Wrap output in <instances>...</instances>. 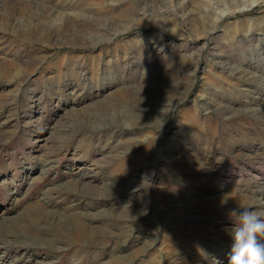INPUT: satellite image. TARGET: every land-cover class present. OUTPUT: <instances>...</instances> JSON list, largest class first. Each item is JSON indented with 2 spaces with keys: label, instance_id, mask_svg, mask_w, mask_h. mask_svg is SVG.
Listing matches in <instances>:
<instances>
[{
  "label": "rangeland",
  "instance_id": "rangeland-1",
  "mask_svg": "<svg viewBox=\"0 0 264 264\" xmlns=\"http://www.w3.org/2000/svg\"><path fill=\"white\" fill-rule=\"evenodd\" d=\"M258 5L217 25L214 0L151 18L137 0H0V264H228L229 210L264 215ZM82 10L83 38L60 28ZM107 18L126 28L84 48Z\"/></svg>",
  "mask_w": 264,
  "mask_h": 264
},
{
  "label": "bare ground",
  "instance_id": "bare-ground-1",
  "mask_svg": "<svg viewBox=\"0 0 264 264\" xmlns=\"http://www.w3.org/2000/svg\"><path fill=\"white\" fill-rule=\"evenodd\" d=\"M135 1V0H134ZM210 0H189L188 2L190 4H184L183 2H181L180 0H137V6L139 8H141L143 11L142 15L147 17V18H151L155 15V10H162L164 9L163 11L169 9L170 7H175L176 9V13L175 15L177 16L178 13H185L187 11H189V8L191 5H194V4H198V5H204L206 3H209ZM218 5H220V12L219 13H216L213 15L212 18H215V23L218 25V23L223 19L224 15L226 14H233L237 11H241L245 14V13H249L251 11H253L257 5L261 2V1H264V0H244L241 1V0H214ZM236 1V2H235ZM2 4V3H1ZM115 5V4H114ZM40 7V5H38ZM256 6V7H255ZM259 6V5H258ZM219 7V6H218ZM167 8V9H166ZM87 9V8H86ZM222 9V10H221ZM172 10V9H171ZM76 13V12H75ZM157 13V12H156ZM161 13V12H159ZM174 13V12H173ZM172 13V14H173ZM162 14V13H161ZM167 14V13H166ZM53 13L50 12V10L48 8H45L44 11L41 13V16H43V18L41 19V21H46V20H52L51 18L53 17ZM158 15V14H157ZM191 15V13L189 14ZM68 16V17H67ZM66 16V25L60 23V28L61 26L64 27L65 26H70L72 29H75V33L78 37H82L83 38V32L82 31H76V30H79L80 28H82L84 30V28L86 27L84 24L86 23L85 21H87V17H86V12L85 11H80L79 12V15H76V19H75V15H71L69 17V15ZM163 16V15H162ZM90 17V16H89ZM71 19V20H70ZM72 19H75V20H72ZM89 19V18H88ZM158 19V18H157ZM156 19V20H157ZM94 20V19H93ZM98 20V19H97ZM155 20V19H154ZM91 21V20H90ZM137 21V20H136ZM89 22V21H88ZM76 24V25H75ZM104 28H105V31L106 32V38L104 37V39H101V38H98L95 35H91L89 39H87V42H84L82 43L81 45L84 46V48H88V49H92V48H95V47H98L104 43H109L113 40H115L122 32H119L118 30L120 28H126L124 26V22L122 23L121 20H112L111 22L108 20V18L105 20L104 22ZM51 31V28L50 30ZM53 33L50 34V37L55 40L56 37L58 36V39H56L57 41H59L62 37V34L63 33H57L52 31ZM90 32V31H88ZM98 34V33H97ZM88 35V34H87ZM257 41V40H256ZM145 57V56H144ZM144 57L141 58V60L144 59ZM148 63L150 64V62L148 61ZM253 64V63H252ZM224 70L225 69H228V72L230 74L231 77L233 78H237L238 75H240L241 73H244L243 70H241L240 67H235V66H229V67H224L223 68ZM149 73V72H148ZM148 76L147 77H151L149 74H147ZM235 75V77H234ZM261 80V78H259ZM239 81H241V79H239ZM263 81V80H262ZM259 84H262V82H259ZM177 86V85H176ZM263 86V84H262ZM147 86H144L143 88H145ZM126 90V89H125ZM136 90V89H135ZM179 88H169V95H171L172 97H176V99H172V101L170 102H164L166 100H158L157 102L160 103L161 105H163L164 107H171L170 109V112L169 110L167 111V115L169 117V114H172L173 111L177 108L176 107V101L178 100V97L174 94V93H179ZM131 91V90H130ZM177 91V92H176ZM124 92V91H123ZM136 92V91H135ZM181 92V91H180ZM164 93V92H163ZM143 94V93H142ZM181 94V93H180ZM132 95V94H131ZM168 95V96H169ZM137 96V95H135ZM134 96V97H135ZM136 98V97H135ZM143 98V97H142ZM141 98V99H142ZM147 100V99H146ZM145 101V100H144ZM149 101V100H148ZM153 101V100H152ZM147 102V101H146ZM150 102V101H149ZM148 102V103H149ZM107 103V102H106ZM136 103V102H135ZM152 103V102H151ZM105 104V103H104ZM143 104V103H142ZM146 103H144L145 105ZM100 105V104H99ZM97 105L96 106V109H98L100 106ZM162 106V107H163ZM118 109V108H117ZM137 109V108H136ZM112 110H116V108H112ZM117 111V110H116ZM228 113H226V116H224L226 118V120H232V119H238L237 118V114L234 113L233 111H231V109H227ZM240 111V110H237V112ZM131 112V111H130ZM93 113V112H92ZM261 114V113H264V112H257V114ZM117 114V113H116ZM130 114V113H129ZM77 115V114H76ZM115 115V114H114ZM233 117V118H231ZM118 118V117H117ZM263 121H264V114L260 117ZM85 120V119H84ZM100 120V119H99ZM238 120H241V119H238ZM238 120L236 122H233L232 124L233 125H236V126H239V123H238ZM173 121V117H171L170 119H165V121L162 123L159 122V125L158 127H160V131H164L165 129H167L168 127L170 128V125ZM237 128V127H236ZM139 141V145L140 146H143V142ZM132 148H137L136 146L132 147ZM131 150V149H130ZM36 182V181H35ZM34 182V183H35ZM41 182V181H40ZM37 183H38V180H37ZM77 183V182H76ZM78 184V183H77ZM79 185V184H78ZM77 187V186H76ZM77 189V188H76ZM67 219V218H66ZM73 220V219H72ZM76 233L78 235H83L84 233H86V236L84 235L82 238L83 239H87L88 238V230L83 228L81 226V224H78L77 227H76Z\"/></svg>",
  "mask_w": 264,
  "mask_h": 264
},
{
  "label": "clouds",
  "instance_id": "clouds-1",
  "mask_svg": "<svg viewBox=\"0 0 264 264\" xmlns=\"http://www.w3.org/2000/svg\"><path fill=\"white\" fill-rule=\"evenodd\" d=\"M232 226L228 228L230 251L228 264H264V215L246 207L228 212Z\"/></svg>",
  "mask_w": 264,
  "mask_h": 264
}]
</instances>
